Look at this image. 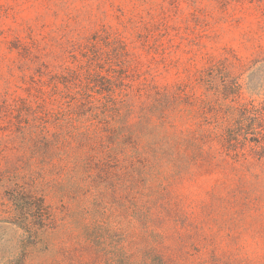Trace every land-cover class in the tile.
<instances>
[{
  "label": "rangeland",
  "instance_id": "obj_1",
  "mask_svg": "<svg viewBox=\"0 0 264 264\" xmlns=\"http://www.w3.org/2000/svg\"><path fill=\"white\" fill-rule=\"evenodd\" d=\"M117 40L135 101L140 89L176 84L198 96L214 63V124L229 118L237 130L238 105L249 104L264 120V0H0V110L35 107L52 78L87 63L92 43L117 53ZM225 70L242 84L238 104L223 96ZM10 128L0 120V264H264V150L250 135L215 141L212 160L183 169L142 148L118 163L99 151L55 154L50 168ZM9 174L44 191L43 219L26 232L1 222L12 220Z\"/></svg>",
  "mask_w": 264,
  "mask_h": 264
},
{
  "label": "trees",
  "instance_id": "obj_2",
  "mask_svg": "<svg viewBox=\"0 0 264 264\" xmlns=\"http://www.w3.org/2000/svg\"><path fill=\"white\" fill-rule=\"evenodd\" d=\"M116 44L120 51L108 53L95 51L96 44L92 43L87 63L52 78L50 92H40L41 103L35 107L25 100L3 102L0 120L14 128H10V134L19 137L21 149L32 155L30 159L44 156L41 165L54 168L58 163L45 161L46 157L77 155L87 150L99 151L118 163L119 157L135 156L142 148L141 152L145 150L154 158L165 159L167 165L183 169L197 159L212 160L214 142L225 147L237 137L242 138L241 131L243 140L250 135L249 142L262 144L264 150L262 109L252 104L238 105L243 111L235 121L237 130L231 129L229 118L222 126L214 124V63L196 80L202 90L198 96L187 91L186 85L176 84L140 89V100L135 101L127 90L130 85L125 84L132 69L129 53L122 41ZM104 46L109 47L108 42ZM223 89L225 100L238 104L243 89L238 78L230 77ZM14 177L9 174L4 182L5 198L10 204L6 213L12 220L1 222L26 232L23 227L27 223L43 219L45 195L32 182Z\"/></svg>",
  "mask_w": 264,
  "mask_h": 264
}]
</instances>
